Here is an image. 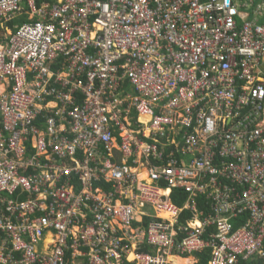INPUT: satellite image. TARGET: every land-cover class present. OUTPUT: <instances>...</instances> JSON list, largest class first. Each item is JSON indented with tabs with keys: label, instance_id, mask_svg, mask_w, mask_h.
I'll list each match as a JSON object with an SVG mask.
<instances>
[{
	"label": "built area",
	"instance_id": "2783aa9c",
	"mask_svg": "<svg viewBox=\"0 0 264 264\" xmlns=\"http://www.w3.org/2000/svg\"><path fill=\"white\" fill-rule=\"evenodd\" d=\"M263 63L264 0H0V264L264 259Z\"/></svg>",
	"mask_w": 264,
	"mask_h": 264
},
{
	"label": "trees",
	"instance_id": "16d2710c",
	"mask_svg": "<svg viewBox=\"0 0 264 264\" xmlns=\"http://www.w3.org/2000/svg\"><path fill=\"white\" fill-rule=\"evenodd\" d=\"M24 19L25 18L22 17L21 20L14 21V23L21 24ZM173 200L176 203H178V204H181L182 203V200H177L174 197H173ZM210 251H211L210 248H205L201 252H195V253H193V255H195L197 257H200L199 264H208V261H209V258H210ZM248 264H264V259L263 258H257L256 257L253 261H249Z\"/></svg>",
	"mask_w": 264,
	"mask_h": 264
},
{
	"label": "crops",
	"instance_id": "0c3cea01",
	"mask_svg": "<svg viewBox=\"0 0 264 264\" xmlns=\"http://www.w3.org/2000/svg\"><path fill=\"white\" fill-rule=\"evenodd\" d=\"M256 1L258 2L260 0H256ZM199 260H200V257H197L193 254L185 255V256L184 255L176 256L175 258H173V262L175 264H199Z\"/></svg>",
	"mask_w": 264,
	"mask_h": 264
},
{
	"label": "rangeland",
	"instance_id": "374dc122",
	"mask_svg": "<svg viewBox=\"0 0 264 264\" xmlns=\"http://www.w3.org/2000/svg\"><path fill=\"white\" fill-rule=\"evenodd\" d=\"M262 67H263V69H262V70L264 71V63L262 64Z\"/></svg>",
	"mask_w": 264,
	"mask_h": 264
},
{
	"label": "clouds",
	"instance_id": "9594fccd",
	"mask_svg": "<svg viewBox=\"0 0 264 264\" xmlns=\"http://www.w3.org/2000/svg\"><path fill=\"white\" fill-rule=\"evenodd\" d=\"M22 19V18H21Z\"/></svg>",
	"mask_w": 264,
	"mask_h": 264
}]
</instances>
